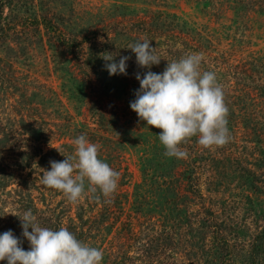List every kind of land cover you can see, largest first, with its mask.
Masks as SVG:
<instances>
[{"label":"rangeland","instance_id":"rangeland-1","mask_svg":"<svg viewBox=\"0 0 264 264\" xmlns=\"http://www.w3.org/2000/svg\"><path fill=\"white\" fill-rule=\"evenodd\" d=\"M229 1L0 0V164L12 181L0 188V234L17 231L21 247L29 250L18 217L9 214L26 209L16 203L15 189L26 177L22 197L41 209L61 199L73 212L81 204L95 212L107 200L108 206L123 208L119 218L125 229L122 221L85 229L81 241L102 250V264H264L261 89H253L252 97L231 98L237 105L227 116V144L212 149L196 144L205 155L192 180L154 176L150 169L145 175L148 126L130 108L134 98L124 91V77L110 76L102 59L135 57L127 47L150 41L135 23L160 16L193 28L212 54L225 51L233 62L264 55V9L237 8ZM67 41L81 42L80 52L70 51ZM150 45L155 54L170 55L166 47ZM87 57L90 72L81 65ZM80 135L103 148L98 155L112 161L113 154L120 161L118 187L107 199L88 189L77 203L56 193L50 199L40 181L43 173L38 174L50 162L40 157L62 144L73 151Z\"/></svg>","mask_w":264,"mask_h":264},{"label":"clouds","instance_id":"clouds-1","mask_svg":"<svg viewBox=\"0 0 264 264\" xmlns=\"http://www.w3.org/2000/svg\"><path fill=\"white\" fill-rule=\"evenodd\" d=\"M127 48L135 54L140 68L149 69L142 78L136 74L140 87L135 91L130 108L146 126L162 130L158 138L165 156L186 159L188 153L180 146L193 137L205 149L223 147L229 142V109L224 91L215 72L201 71V54L168 61L163 72L155 73L150 69L160 64L161 57L155 54L149 40L137 41ZM102 59L110 76L127 75L129 56H121L118 62L112 55H102ZM73 145L72 155L57 149L65 159L50 161V170L41 175L42 185L63 193L71 203L81 199L86 185L92 193L99 192L106 199L111 197L118 187L120 173L98 158L99 146L84 135L75 138ZM9 214L18 217L21 235L30 247L24 250L22 241L13 231H5L0 234V261L7 264H102V250L81 242L66 227L58 230L41 227L31 210Z\"/></svg>","mask_w":264,"mask_h":264},{"label":"trees","instance_id":"trees-1","mask_svg":"<svg viewBox=\"0 0 264 264\" xmlns=\"http://www.w3.org/2000/svg\"><path fill=\"white\" fill-rule=\"evenodd\" d=\"M205 1L208 3V0ZM230 2H233L237 8L253 9L256 7H260L258 9H264V0H231L229 1V3ZM147 19L148 18L141 19L139 21V24L135 23V25H138L135 27L142 30L150 39V43L153 42L156 48L166 47L164 50H167L170 53V55H167L165 57L161 53L158 54L159 57L163 56V59L159 65H153V67L150 69L151 71L155 73H161L166 67L168 61L171 62L173 60H179L180 58L189 54H201L203 58L201 63V71H212L216 73L217 82L224 91V101L230 113L233 114V108L237 105L234 100L231 99L232 97L239 98L241 96L240 94H242L243 96L252 97L251 93L253 89L258 88L261 89V93L264 94V55H260L259 57L250 56L251 58H245L239 60L238 62H233L231 60V56L225 51L220 52L219 54H212V52L208 50L210 45L204 43V41H207V39L199 38L197 36L199 32L195 31L191 27H186L185 23H181L177 20H174L173 22H166L162 19L161 16L155 19V22L153 23ZM130 26L131 27H128L125 30L126 34H130L129 32L133 30V23H131ZM91 37L94 38V42H97L99 39L98 36L91 35H88L87 39H90ZM66 43L68 44V48L70 49V51H73L75 53L80 52V48L82 46L81 42L67 41ZM100 46L104 48L102 43ZM171 48L173 50H169ZM161 51L162 50L157 52ZM164 59L167 60L164 61ZM126 63L127 75L119 74V76L120 78L122 76L124 77L125 93L130 91L128 96H133V98L135 99V91L140 87V83L136 79V74L139 73L142 78L149 69L140 68L136 64V57L131 56L130 59L126 61ZM81 65L86 71H93V64L91 63L90 58H81ZM234 84H237L236 89ZM120 85L121 86H119V88L124 87L121 83ZM101 113V111L98 112L99 115ZM116 119L117 117L114 115V118L112 117L110 122L115 121ZM102 124L107 126V120H105ZM161 131L162 130H159L158 128L151 129L150 127H148L143 132L146 137H150L151 141L148 145L149 153L146 159L144 174L146 175L148 173V170L150 169V173L154 176H157V174H159L160 176H174L175 179L179 176H182L186 180H192V176L196 172L195 169L197 167V162L203 159L205 155L203 154L202 148L197 149V138L193 137L188 140L187 143H184L180 146L182 150L188 153V157L186 159H177L175 157H168L164 155L165 149L160 144L158 138V135ZM109 140L112 143V140ZM70 146L71 145L69 144H62L59 147L52 148L49 152H44L41 155L40 161H62L65 159V156L60 152L65 155L73 154L74 149L73 151L70 150ZM102 149V147L99 148V152L102 151ZM101 157V155H98V158L108 163L109 166L114 170H119L118 172L120 173V161L115 162V156L113 157V154H109V157L113 159L112 161H109L105 157ZM48 166H50V164H48ZM48 170H50L49 167ZM40 173H43V170H40L38 174ZM10 175L11 174L6 171V168H4L2 164H0L1 189H5L12 183ZM25 180L26 177H23L20 182L17 183L18 187H15V189L17 188L19 191L17 193L18 199H16V203L23 205V208L31 210V212L36 217V222L41 227H47L53 230H58L60 227H66L76 236L78 240L81 241L86 236L85 229L87 227H90L91 225H94L95 223L100 227L103 224L113 225L117 221H122L119 217L120 214L124 211L123 208L120 205L116 207L108 206L107 202L109 200H107L103 204L104 208L107 207L105 208V210L104 208L101 209V207H99L98 210H95V212L92 213L90 212V209L92 208L91 206H89V208H86L82 204L76 212H73L72 209H70L62 199L58 200L55 205H50L45 209H41L35 203L30 204L22 197V193L25 192V187L27 186L25 184ZM35 183L36 182H34V186L36 185ZM44 188L45 193L50 199H53L52 197L53 195H55V193L56 195L63 196V193L57 190L48 188L46 186H44ZM85 190H87V185ZM96 193L100 194L99 192ZM172 200L175 201L176 197ZM24 201L26 202L24 203ZM26 209L21 211H28ZM85 214H87V216ZM75 218L78 220V224L74 221L76 220ZM122 227L125 229V220L122 221ZM13 234L16 237L21 238L17 231H14ZM261 239L262 238H260L259 240ZM255 245L257 247L256 249L259 250L261 249L262 243L261 241H259V243ZM0 264H5V261H0Z\"/></svg>","mask_w":264,"mask_h":264}]
</instances>
